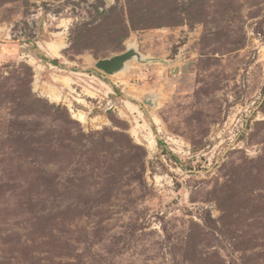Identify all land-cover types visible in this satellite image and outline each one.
<instances>
[{
  "label": "rangeland",
  "instance_id": "obj_1",
  "mask_svg": "<svg viewBox=\"0 0 264 264\" xmlns=\"http://www.w3.org/2000/svg\"><path fill=\"white\" fill-rule=\"evenodd\" d=\"M0 264H264V0H0Z\"/></svg>",
  "mask_w": 264,
  "mask_h": 264
},
{
  "label": "water",
  "instance_id": "obj_2",
  "mask_svg": "<svg viewBox=\"0 0 264 264\" xmlns=\"http://www.w3.org/2000/svg\"><path fill=\"white\" fill-rule=\"evenodd\" d=\"M135 61L151 63L154 60L153 58L140 52L136 44L131 43L122 52L98 59L95 66L106 74L116 75L127 72L131 68L132 62ZM148 103L151 106H154L155 100L149 98Z\"/></svg>",
  "mask_w": 264,
  "mask_h": 264
},
{
  "label": "bare ground",
  "instance_id": "obj_3",
  "mask_svg": "<svg viewBox=\"0 0 264 264\" xmlns=\"http://www.w3.org/2000/svg\"><path fill=\"white\" fill-rule=\"evenodd\" d=\"M155 118H157V117H155Z\"/></svg>",
  "mask_w": 264,
  "mask_h": 264
}]
</instances>
